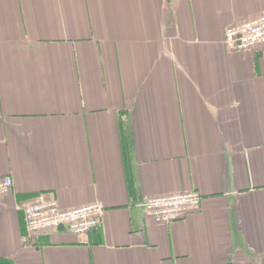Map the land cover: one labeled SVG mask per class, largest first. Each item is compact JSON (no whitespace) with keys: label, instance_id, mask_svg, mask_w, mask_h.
<instances>
[{"label":"crops","instance_id":"1","mask_svg":"<svg viewBox=\"0 0 264 264\" xmlns=\"http://www.w3.org/2000/svg\"><path fill=\"white\" fill-rule=\"evenodd\" d=\"M264 0H0V264H264ZM196 191L171 225L149 198ZM102 202L88 236L25 208Z\"/></svg>","mask_w":264,"mask_h":264},{"label":"built area","instance_id":"2","mask_svg":"<svg viewBox=\"0 0 264 264\" xmlns=\"http://www.w3.org/2000/svg\"><path fill=\"white\" fill-rule=\"evenodd\" d=\"M227 46L243 52L264 47V13L259 17L225 30ZM11 178H0V200L12 189ZM203 197L192 191L149 198L139 208L145 217L159 225H171L202 210ZM106 211L102 202L64 209L55 200H41L25 208V222L32 235L54 231L63 226L79 237L88 236L98 228Z\"/></svg>","mask_w":264,"mask_h":264},{"label":"water","instance_id":"3","mask_svg":"<svg viewBox=\"0 0 264 264\" xmlns=\"http://www.w3.org/2000/svg\"><path fill=\"white\" fill-rule=\"evenodd\" d=\"M63 228H64L63 226L59 227V229H63Z\"/></svg>","mask_w":264,"mask_h":264},{"label":"rangeland","instance_id":"4","mask_svg":"<svg viewBox=\"0 0 264 264\" xmlns=\"http://www.w3.org/2000/svg\"><path fill=\"white\" fill-rule=\"evenodd\" d=\"M202 206H203V201H202Z\"/></svg>","mask_w":264,"mask_h":264}]
</instances>
